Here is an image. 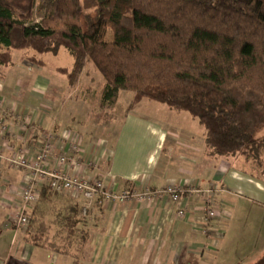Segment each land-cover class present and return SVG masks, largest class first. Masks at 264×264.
I'll return each mask as SVG.
<instances>
[{
	"label": "crops",
	"instance_id": "1",
	"mask_svg": "<svg viewBox=\"0 0 264 264\" xmlns=\"http://www.w3.org/2000/svg\"><path fill=\"white\" fill-rule=\"evenodd\" d=\"M61 51L40 57V65L29 61L33 53L15 51L13 65L0 67V106L6 112L5 123L11 126L10 135L0 141L2 152L11 156L23 149L34 154L46 132H54L57 139L66 133L76 134L81 148L98 156L100 163L94 175L109 190H159L169 185L190 191L219 188L223 193L214 199L218 218L204 226V197L194 192L183 195L177 204L163 198L93 205L88 211L89 237L83 244L80 236L70 242L65 235L32 229L35 218L50 219L45 203L54 197L66 200L62 205L65 216L79 208V198L59 194L42 198L32 209L30 230L15 234L7 221L14 212L24 173L0 162V241L9 242L7 252L0 254V264H252L259 259L264 253V175L249 172L238 158H210L203 130L195 135L173 131L120 111L105 121V128L118 124L115 133L98 131L101 114L89 116L93 114L92 97L89 88L80 84L88 66L73 88L57 72L70 69L71 58L70 67L53 68L61 79L51 81L43 71L46 57L56 58ZM65 85L72 91L66 93ZM73 97L76 105L89 106L86 117L73 116L74 112L63 114ZM99 101H94V109ZM32 118L33 129L21 133L17 126ZM53 147L56 154L68 152L66 142L56 140ZM178 209L187 216L179 218ZM203 228L207 234L202 233ZM34 236H39L36 242Z\"/></svg>",
	"mask_w": 264,
	"mask_h": 264
},
{
	"label": "trees",
	"instance_id": "2",
	"mask_svg": "<svg viewBox=\"0 0 264 264\" xmlns=\"http://www.w3.org/2000/svg\"><path fill=\"white\" fill-rule=\"evenodd\" d=\"M17 1L0 0V67L13 65L15 51L40 65L64 49L72 66L57 72L70 87L88 65L103 79L102 115L133 93L187 114L210 158L264 174V0H27L24 11ZM57 195L43 190L41 199ZM74 210L60 233L84 244L90 216L81 203ZM252 264H264V253Z\"/></svg>",
	"mask_w": 264,
	"mask_h": 264
},
{
	"label": "built area",
	"instance_id": "3",
	"mask_svg": "<svg viewBox=\"0 0 264 264\" xmlns=\"http://www.w3.org/2000/svg\"><path fill=\"white\" fill-rule=\"evenodd\" d=\"M6 112L0 106V141L11 133V126L5 123ZM33 118L24 119L17 126L21 133H28L33 129ZM60 144L66 142L68 152L56 154L53 150L54 141ZM0 162L5 163L10 169L24 173V180L17 189V200L14 204L12 217L7 221L15 234L25 233L30 224V212L40 199L43 190L55 194H69L79 198L82 202V214L86 213L93 205L103 207L106 204L125 205L134 202H152L163 198L173 203H178L182 196L194 192L203 196L201 207L204 226L218 218V209L214 199L223 193V190L211 187L207 190H186L180 186L169 185L159 190L150 188L129 189L120 193L109 190L104 181L96 178L94 172L99 167V158L94 153L85 151L80 146V137L66 133L57 139L54 132H46L41 136L38 149L34 154H29L23 149H18L11 156H6L1 150ZM179 218H185L184 210H177ZM207 228L202 233L207 234Z\"/></svg>",
	"mask_w": 264,
	"mask_h": 264
},
{
	"label": "rangeland",
	"instance_id": "4",
	"mask_svg": "<svg viewBox=\"0 0 264 264\" xmlns=\"http://www.w3.org/2000/svg\"><path fill=\"white\" fill-rule=\"evenodd\" d=\"M26 6H27V0H18L17 2H15V7L18 9V11H24ZM42 17H43L42 13L35 11L34 21L36 23L40 22ZM21 53L27 54L30 52L24 51ZM18 54H20V52ZM70 60L71 59L68 56L67 51L62 49L60 55L57 56L56 58H54L51 55L46 57L45 68L43 71L51 81H54V79L56 78L61 79V76L57 75L53 71V68L57 66L65 67V68L70 67L69 64ZM31 68L34 69L33 66H31ZM80 84L81 87L85 85L89 88L90 93H88V95L92 97L91 105L93 106V108L91 112H93V114L89 113L90 114L89 116H92L95 113L100 115L101 113L100 110L98 109V106L96 109H94L95 108L94 101L99 98V91L101 86L103 85V79L91 65H88L87 69L84 72V75L82 76V80ZM65 88H66V93L72 91V89H70V87H67V85H65ZM75 102L76 99L73 97L68 102L67 107L64 108L63 114L67 116L69 113L71 114L74 112L73 116H76L78 118L86 117L85 114H87V107L89 106L87 107L84 105L79 106L76 105ZM120 111L128 112L132 115H137L150 121H155L159 125L169 128L173 131H182L184 133H192L194 135L196 134L197 130H199L198 132L202 131V128L195 121H193L187 114L184 113L176 114L173 111L167 109V107L163 105L148 101L146 99L138 97L133 93H127V92L120 93L118 97V101L115 103V105H113V107L110 110L104 111L105 115L102 114L100 115L99 119L103 121L97 122L98 131L104 129L105 131H109V133H113V132L115 133L117 131L118 124L117 123L109 124L108 127L105 128L106 126L105 121L106 119H109V117L111 116L116 117L118 114H120ZM91 119L93 118L91 117ZM190 127H192V129ZM193 127L195 129H193ZM246 169L249 172L258 173L257 170L253 168L246 167ZM218 197L219 196H217V198ZM40 202H41V196L37 204ZM65 202L66 200H62L61 198L57 199V197L56 198L54 197L49 204L45 203L48 209L47 211H49L48 213L51 217L50 219H46V220L35 218L32 224V229L33 230L35 229L38 232L40 231L39 229H42L43 232L47 233V235L48 234L60 235L61 226L64 224L63 218L66 217L65 214L62 213L64 211L62 209V207L64 206L62 205H64ZM50 211L53 212L50 214ZM8 246H9V242L7 244L5 239L0 241V254L7 252Z\"/></svg>",
	"mask_w": 264,
	"mask_h": 264
}]
</instances>
